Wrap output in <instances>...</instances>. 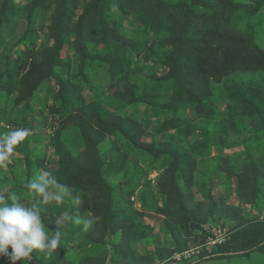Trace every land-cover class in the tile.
<instances>
[{
  "label": "trees",
  "instance_id": "16d2710c",
  "mask_svg": "<svg viewBox=\"0 0 264 264\" xmlns=\"http://www.w3.org/2000/svg\"><path fill=\"white\" fill-rule=\"evenodd\" d=\"M24 2L17 44L30 47L16 44L0 61V135L50 118L56 162L35 147L43 136L30 134L14 151L24 180L17 169L0 171V186L34 203L24 185L48 172L80 198L62 210L41 205L50 231L64 212L72 217L51 264H173L175 252L205 242V225L224 219L238 224L214 254L264 253V221L227 205L218 188L229 183L241 203L264 208V0H0V38ZM133 13L140 26L131 39L122 28ZM39 30L48 36L40 44ZM40 95L43 109L30 124ZM143 106L160 120L153 135L140 121ZM151 211L165 217L175 250L137 256L151 234L137 220ZM77 218L94 223L85 231ZM33 256L17 264H49ZM0 264L11 261L0 256Z\"/></svg>",
  "mask_w": 264,
  "mask_h": 264
},
{
  "label": "clouds",
  "instance_id": "9594fccd",
  "mask_svg": "<svg viewBox=\"0 0 264 264\" xmlns=\"http://www.w3.org/2000/svg\"><path fill=\"white\" fill-rule=\"evenodd\" d=\"M29 135L30 130L27 128H17L0 135V162L9 161L16 147ZM24 187L36 198L34 203L28 200L27 204L21 203V199L8 187L0 186V256L7 257L11 264H17L18 261L29 262L35 259L33 254L38 253L43 254V259L51 264L54 254L61 248L64 235L61 228L72 217L64 212L56 218L58 230L50 231L42 221L41 205H48L52 201L63 203L69 189L48 172H41L27 181ZM75 202L80 204V198L77 197ZM76 223L82 224L87 231L94 220L77 218Z\"/></svg>",
  "mask_w": 264,
  "mask_h": 264
},
{
  "label": "rangeland",
  "instance_id": "374dc122",
  "mask_svg": "<svg viewBox=\"0 0 264 264\" xmlns=\"http://www.w3.org/2000/svg\"><path fill=\"white\" fill-rule=\"evenodd\" d=\"M25 5H26L25 2L22 3L20 5V7H21L20 11L16 15H14L11 23L2 28V35L0 38V61H3L6 59L8 53L10 51H12L11 48L15 47L16 44L18 43V41H20L21 37L23 36V33L27 27V14L24 11ZM78 12L80 13L81 11L79 10ZM139 26H140V23L138 22L136 15L133 13V14H131V17L128 18L126 23L124 24V27L122 28V32L126 37L133 39L134 37L137 36L136 31H137V28ZM39 34H41L40 39L38 41L39 44L41 42L45 41L46 39H48V36H46L41 30H39ZM2 39H3V41H1ZM17 45H19L18 48H14V49H20L22 51H25L26 49H28L30 47L27 43H24V42H21L20 44H17ZM12 55L14 57L16 56L14 50H13ZM150 66L151 67L154 66L153 71H157L159 73L162 72L163 66L157 65V64H149V68H151ZM83 95L85 96V99L87 102H91L94 99L93 94L87 88L83 90ZM40 96H41V98L39 97L38 100L32 99L33 104L35 105V109L37 107V110L35 111V113H34V111L32 112L33 115H31L29 118L30 124L34 123V121L36 119V112L41 113V111L43 109L40 106V102L43 101L42 95H40ZM157 118H158L157 114L152 112L151 108H149L147 106L141 107V109H140V121L145 125L147 130L152 135H153L152 126L155 127V126L159 125L158 123L160 122V120ZM51 123H52V120L50 118L48 120L42 118L40 123L38 122L37 129L30 131V134L39 135V137H41V135L43 136L45 143L42 144V143L38 142L37 144H35V147L43 146L44 152L49 154V156H48L49 160L52 162H56L55 161L56 157L54 154L55 149L53 146L49 145L50 141H47L48 137L53 134V129L51 128ZM244 124L246 125V127L250 126V123L247 120L244 121ZM67 140H69V142H71V141L75 142L76 141L75 133H71L68 136ZM150 140H152V138L148 139V141H150ZM15 159H18V155L13 153L10 157V160L7 161L8 162L7 164H0V169H1L0 171H7L8 169H17L19 172V180L23 181L24 180V177H23L24 173H22L23 172L22 169H24V167H22V169H21V166L19 164L15 163ZM260 165L263 167V170H264V163L260 162ZM52 167L53 166H51L50 171L53 172L54 170L52 169ZM156 177H157V174H155V173L150 176V180L152 181V183L153 182L155 183ZM216 184L217 183H215V185ZM215 187L217 188V186H215ZM218 188H219L220 192L223 194L222 196H224L227 199V205H229L231 207H240V209H243V214L248 219H255V220L260 219L261 221H264V208L257 210L254 207H252L251 204H249V203H245V202L241 203V201L239 199H237L236 205L232 206L233 199L236 196V194H232L231 184H229V183L228 184H222L221 186L219 185ZM52 191H55V189H52ZM138 197L139 196L137 194V195L133 196L131 198V200H132L134 206L137 209H140L141 203L139 202ZM75 200H76V198L74 197L72 192L68 191V193L64 196L63 203L57 204L54 201H52L51 203H52L53 208L55 210H62L64 208L67 209V207L76 206L77 203L75 202ZM23 202H25V201H23ZM68 205H71V206H68ZM161 205L162 204H160V206ZM153 212L156 213L157 215H159V213H157L155 211H153ZM87 216L90 217L89 215H87ZM137 221L147 225L144 217H142L141 219H139ZM219 221H222V220H219ZM223 221H226V219H224ZM232 221L237 222V224H238V221H236V220H232ZM225 224H226V222H225ZM67 225H69V222H66L65 227ZM165 234L167 235L166 232H165ZM198 243L195 242V246H197ZM174 247H175V243H173V241H170L169 244L167 245L168 250H171V251L175 250ZM138 248L142 253H144L146 250V248L144 246H139ZM178 254H181V252H175L173 254V257H171V259H174V257ZM246 256L248 257L247 260L237 258L236 259L237 262H244L246 264H264V253H261V252L256 251V250H250L249 252H246ZM208 259H210V258H206V260H208Z\"/></svg>",
  "mask_w": 264,
  "mask_h": 264
},
{
  "label": "crops",
  "instance_id": "0c3cea01",
  "mask_svg": "<svg viewBox=\"0 0 264 264\" xmlns=\"http://www.w3.org/2000/svg\"><path fill=\"white\" fill-rule=\"evenodd\" d=\"M237 202V197H234L232 206H235ZM144 218L146 220V224L151 228V234L148 238L143 239L142 241L138 242L135 246V255L137 256H146L148 254H154L157 253L159 250L158 248H165L168 250L167 245L169 244V240L167 239V235L164 232V223H165V217L161 214L157 215L153 211L147 212L144 215ZM237 222L232 221L230 223V226H236ZM154 243V244H153ZM144 244V245H143ZM139 246H144L146 248L145 252L142 253L139 250ZM235 246L239 248L241 246V242L237 241L235 243ZM219 253L212 256L210 259H201L198 258L191 264H246L244 262H237V258L245 259L247 260L248 257L246 256L245 251H233V252H226V251H218ZM216 257V258H215ZM111 259V255H109V260ZM167 259V258H164ZM162 261V259L154 258L152 260L153 264H159V263H165L159 262ZM168 262V261H167ZM110 261L107 262L109 264ZM111 264H122L120 262L118 263H111Z\"/></svg>",
  "mask_w": 264,
  "mask_h": 264
},
{
  "label": "built area",
  "instance_id": "2783aa9c",
  "mask_svg": "<svg viewBox=\"0 0 264 264\" xmlns=\"http://www.w3.org/2000/svg\"><path fill=\"white\" fill-rule=\"evenodd\" d=\"M205 232L208 234L204 243L195 244L189 250L178 254L172 259L173 264H181L194 258H211L214 256V250L218 246L225 245L231 240L230 226L225 225V221H217L216 223L205 225ZM203 257L202 255L205 254ZM164 264V263H159Z\"/></svg>",
  "mask_w": 264,
  "mask_h": 264
}]
</instances>
